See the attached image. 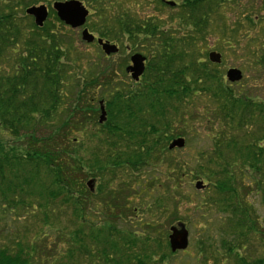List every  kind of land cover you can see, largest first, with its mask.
<instances>
[{
  "label": "trees",
  "instance_id": "1",
  "mask_svg": "<svg viewBox=\"0 0 264 264\" xmlns=\"http://www.w3.org/2000/svg\"><path fill=\"white\" fill-rule=\"evenodd\" d=\"M216 2L184 6L176 16L187 31L181 38L125 12L114 17V33L107 26L96 32L145 47L147 69L136 83L117 82L116 75L128 76L126 61L90 66L79 80L83 56L65 24L55 17L58 26L48 20L39 28L25 13L47 0H0V130L14 142L0 139V264H169L178 253L150 235V223L141 233L118 228L127 211H118L123 206L105 186L98 188L104 207L94 211L86 178L167 164L181 180L188 165L167 156L168 146L185 136L190 117L209 124L211 143L190 170L206 184L194 211L202 232L211 231V221L222 227L219 246L198 241L196 264H264V216L249 200L254 193L264 207V98L235 93L220 67L203 59L199 43L209 35ZM96 6L97 17H107L109 7ZM257 55L264 71V43ZM200 96L208 105L195 114L189 104ZM105 97L108 120L100 125ZM79 114L102 128L89 159L79 157L71 139L84 131Z\"/></svg>",
  "mask_w": 264,
  "mask_h": 264
},
{
  "label": "rangeland",
  "instance_id": "2",
  "mask_svg": "<svg viewBox=\"0 0 264 264\" xmlns=\"http://www.w3.org/2000/svg\"><path fill=\"white\" fill-rule=\"evenodd\" d=\"M67 1L71 0H47L45 4L33 5L26 8V10L32 7L45 6L49 11L48 20L51 21L52 24L58 26L55 20L57 16L52 13L55 11L53 5L56 2ZM76 1L83 3L90 11L86 25L83 28L72 29L68 26L65 28L66 32H71L74 46L83 56L80 67L77 70V74L80 77L79 80H83L87 73L91 71V69L89 71L90 66L93 67L100 64L106 65L108 62L119 64L123 61H126L128 64L129 55L126 49V46H129L128 41L121 43L112 40L113 43L111 44L117 45L116 43H120V53L116 56H112V54L110 55L111 57H107L106 60V57L99 52L96 45L87 44L82 40L81 34L84 28H87L89 32L96 37L98 36L96 32H99L101 27L104 26H107L109 31L114 33L110 28L116 26L114 25V17L118 15L115 9L116 5L118 7L117 10L119 9V13L123 11L143 21H156L158 25L162 27L161 30L174 32L178 38L182 37V33H187V31H183V29L179 27L176 12L170 8H163L155 15L153 12L151 13L145 5L138 6L127 4L118 0V3H115V5L109 3V0H105L104 5L109 7L107 11L108 14L107 17L103 16V19H99L97 17L98 11L95 10V8H98L96 6V0ZM30 18L35 24V19L33 17ZM210 20L213 24L208 28L209 35H207V39L203 44L199 43V48L204 54V57L202 56L203 59L208 61L207 55L212 51L222 54V63L218 66L220 67L224 80H226V72L231 68L240 70L244 76L241 82L230 84L234 87V92L244 93L245 91H251L252 96H258L260 100H262L264 98V71L257 67V53L264 43V0H222L220 9L210 16L209 21ZM133 47L132 52L134 50L137 54L147 56V52L144 48ZM127 77H124L122 74L116 75L117 82H135ZM99 90L101 91V88H99ZM99 99L100 98L97 100ZM103 100H106V97ZM207 103V97L200 96L193 101V104H189L190 111L195 114H200L204 112L205 106L208 105ZM84 118H86L84 114H79L77 116L76 122L82 123L84 131H75L71 139L76 138L78 140L74 142V149L78 151L79 157L89 159L91 153L95 151L98 145L100 146L98 141L93 139V136H95L96 133L100 134L102 128L96 126L95 123L85 122ZM174 126L177 128L179 125L174 123ZM211 126H213V124H211ZM181 128H184V126ZM208 129L209 124L197 119V117L191 120L190 117V122L185 126V136L181 137L186 142L185 147L183 149L169 151L167 154V156L170 155L172 159L180 161L181 163H187L188 169L184 172V175H182L183 178L181 180L177 178L178 175L181 174H179L178 171L174 172L173 169L170 170L171 168H169L167 164H158L155 167L149 168L146 167L138 173L132 171H124L121 173L118 171L114 177L110 175L100 177L97 175V177L87 176L86 178L87 182L90 180L94 181V191H91L95 194V196L91 198L92 201L95 202V204H93L95 208L94 211L100 212L104 207L103 199L105 196L102 194L99 195L98 193V188L100 186H105L107 188V196L110 194V191H112V199L115 200V203L118 204L120 208L121 206L124 207V209L122 207V209L118 211H127L126 217L123 216L119 221L118 228L121 230L128 229L129 231L141 233L146 229V224L150 223L151 226L148 229L153 232L150 235L158 239L165 238L168 242L171 227H176L179 224L186 225V229L189 232L188 249L185 252H179L174 258H170L169 264H196L197 254L195 247L198 245L197 243L200 239L206 240V238H210V241L206 240L208 242L207 246L213 245L217 247L221 242L219 232L222 228L221 225L217 226L214 221H211L213 217L210 215L209 221L212 222L210 224V226L212 225L211 231L208 233L202 232L201 229L203 225L199 223L196 211H194L198 202L197 196H203L205 192V189L198 191L195 186L197 182H203L205 186L206 184L202 179H195L190 170H193L197 166L196 158H198L200 152H204L211 148V143L206 137ZM0 139L4 142V145L10 146L14 144L12 137L6 131L0 130ZM102 148H104V152L108 149L105 145H103ZM162 159L164 161L165 157H162ZM174 187L176 189H174ZM178 187H180L179 190L177 189ZM120 193H123L125 197ZM249 200L252 202L257 214L261 217L264 216V207L261 204L260 198L252 193V195L249 196ZM176 203H178L177 208L175 207ZM114 210L115 209H113V211ZM133 213L134 215H132ZM253 243L257 246V242ZM259 251H261V249H259ZM260 255L261 254H258V257ZM210 264L213 263L210 262Z\"/></svg>",
  "mask_w": 264,
  "mask_h": 264
},
{
  "label": "water",
  "instance_id": "3",
  "mask_svg": "<svg viewBox=\"0 0 264 264\" xmlns=\"http://www.w3.org/2000/svg\"><path fill=\"white\" fill-rule=\"evenodd\" d=\"M173 5V3H170ZM53 9L56 11L59 20L65 25L71 27L72 29L82 28L87 21L89 16V11L86 7L79 1L71 0L67 2H56L53 5ZM26 14L35 19V24L42 28L48 19L49 11L47 7H32L26 10ZM82 40L86 43L95 42V37L89 33L88 29H84L82 32ZM98 45L101 46L104 53L108 56L118 53L119 49L116 45H112L109 42H104L101 39L97 40ZM210 61L215 64H220L222 57L219 53L213 52L209 55ZM146 58L140 54H135L131 58V65L127 68V72L131 75L135 82H138L140 78L144 75L146 70ZM227 79L231 83L240 82L243 79V74L238 69H230L227 72ZM101 116L99 118V123L103 124L107 121V111L105 109L104 102H100ZM185 140L182 138L176 139L171 142L169 149H182L185 147ZM90 191H94V181L90 180L87 183ZM197 190H203L205 185L203 182H197ZM171 234L168 237L169 247L172 253L178 251H184L189 246V232L184 224H179L176 227L170 229Z\"/></svg>",
  "mask_w": 264,
  "mask_h": 264
},
{
  "label": "flooded vegetation",
  "instance_id": "4",
  "mask_svg": "<svg viewBox=\"0 0 264 264\" xmlns=\"http://www.w3.org/2000/svg\"><path fill=\"white\" fill-rule=\"evenodd\" d=\"M118 1H121V2H124V3H127V4H133V5H138V6H147L146 8L147 9H149L150 11H151V13L153 12L155 15L161 10V9H165V8H170V9H172L173 11H175L176 12V16L177 15H179L180 13H181V11L184 9V6L185 5H187L188 3H192V2H194V1H196V0H180V1H177V0H118ZM118 1L117 0H109V3H111V4H115V3H118ZM96 3H101V4H105V0H96ZM170 3H173V5H171ZM221 4H222V2H221V0H217V2L215 3V5L212 7V10H211V12H208V17L210 18V16H212V14H214L216 11H218L219 9H220V6H221ZM116 5V4H115ZM117 6H116V12H118L119 13V9L117 10ZM122 10V9H121ZM123 12V11H122ZM90 13V12H89ZM120 13H121V11H120ZM127 14V13H126ZM129 15V14H128ZM131 16V15H130ZM209 23L212 25L213 23H212V21L210 20L209 21ZM96 37V36H95ZM98 39H102V38H100L99 36H97L96 38H95V42H93L91 45H96L97 47H99V48H101V46H99L98 45V42H97V40ZM103 41L104 42H110V43H113L111 40H108V39H103ZM117 44V46L119 47V49H120V46H119V44L120 43H116ZM131 46V47H130ZM132 45H130L129 44V46H126V49H127V52H128V55H129V61H128V64H127V66H126V69L131 65V58L135 55V54H137L136 53V51H134L133 50V52H132ZM133 48H135V47H133ZM139 48H144L145 49V47H143V46H141V47H139ZM102 49V48H101ZM100 49V50H101ZM146 51V50H145ZM101 52H102V50H101ZM213 52H216V51H212V52H210L207 56H208V62L209 63H211V64H213V65H220L221 63H222V61H221V63L220 64H215V63H212L211 61H210V58H209V55L211 54V53H213ZM119 53H120V50H119ZM119 53H117V54H114V55H112V56H116V55H118ZM131 53H133V54H131ZM216 53H219V52H216ZM220 54V53H219ZM221 55V57H222V54H220ZM106 58L108 57H111V56H106V55H104ZM146 64H148L147 62H146ZM232 69V68H231ZM230 70V69H229ZM228 72V71H227ZM227 72H226V75H227ZM226 75H225V81L227 82V77H226ZM128 77L131 79V76L128 74ZM142 78V77H141ZM141 78H140V80H141Z\"/></svg>",
  "mask_w": 264,
  "mask_h": 264
}]
</instances>
